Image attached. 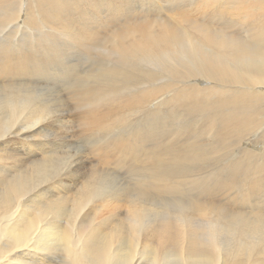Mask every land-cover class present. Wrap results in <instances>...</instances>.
<instances>
[{
  "label": "bare ground",
  "instance_id": "1",
  "mask_svg": "<svg viewBox=\"0 0 264 264\" xmlns=\"http://www.w3.org/2000/svg\"><path fill=\"white\" fill-rule=\"evenodd\" d=\"M155 3L162 6L157 11H164L163 18L156 16L159 12L131 17L138 8L128 0H0L5 8L0 27L19 19L36 28L44 43L0 44V264H56L53 255L62 264H264V207L259 203L245 204V210L224 208L211 196L218 186L210 192L213 186L207 185L205 192L188 190L194 194L186 205L172 200L175 206H169L172 213L165 220V205L158 206L147 190L183 191L191 183L190 164L210 156L230 161L228 170L242 176L247 194L264 189V0ZM86 4L101 13H95L99 24L88 21ZM101 4L111 13L102 15ZM121 12L131 13L123 17L130 21L115 27L108 16ZM206 14L226 20L223 27L199 19ZM232 25L244 35L230 30ZM48 31L69 39V48L101 39L117 64L102 69L103 76L94 69L79 78L74 65H64L63 49ZM148 67L161 70L165 80ZM59 78L65 83L55 91ZM84 78L104 82L92 87ZM42 79L52 85L43 88L44 94L35 86ZM203 83L209 85L202 88ZM59 93L80 111L64 116L68 104L53 99ZM174 118L189 126L196 118L202 126L171 127ZM74 123L81 137L92 131L111 137L104 143L98 137L87 140L84 155L64 152L72 144L62 145ZM52 128L60 143L51 137L46 142ZM181 129L195 133L186 134L179 146L162 142ZM208 135L213 142L205 143ZM13 146L27 148L29 165L16 162ZM116 169L130 173L133 183L134 176L143 181L149 199L141 191L131 201L117 198L112 190ZM80 170L85 176L74 193L57 189ZM218 184L238 185L234 177ZM89 206L91 212L82 213ZM119 207L126 208V227L99 221L102 210Z\"/></svg>",
  "mask_w": 264,
  "mask_h": 264
},
{
  "label": "rangeland",
  "instance_id": "2",
  "mask_svg": "<svg viewBox=\"0 0 264 264\" xmlns=\"http://www.w3.org/2000/svg\"><path fill=\"white\" fill-rule=\"evenodd\" d=\"M84 1H91V0H84ZM128 1L131 2L132 4L136 5L137 8H138V9L135 10L134 15L131 16L133 18L134 17L135 18H139V17H142L144 15H148L150 17H155V15L160 10H161V12L163 10L162 9V6H160L159 4L155 3L156 0H152V4H147V5H144V3L140 2L139 0H128ZM163 1H165V0H163ZM12 3L14 5L13 7H16V3L15 2H12ZM89 5L90 4L84 5V10L86 11L87 19H88V21H92V22L93 21H96L98 23V20H97L98 17L95 16V13H98L100 15H101V13L98 12L94 7H92V9L89 10ZM139 8H141V9H139ZM155 9H156V11L158 9H160V10L156 12ZM110 10L111 9H109L106 5L101 4V12H102V15H105L106 14V11H108L109 13H111ZM123 10H124V7L120 11H123ZM4 11H5V8H0V18L1 19L3 18V15L2 14L4 13ZM121 13H122L121 16H117V13L115 15L108 16V17H112L113 25L115 27H120L122 25V23L125 24L127 21H130V17L128 19H126V20H124V18H126L125 17L126 15H128V16H129V14L131 15V13H129V14L128 13L126 14V13H123V12H121ZM159 13L156 16H159V17L161 16L163 18L164 17L163 16L164 11H163V13H160V14ZM105 16H107V15H105ZM207 16L206 17L205 16H200L199 19H206V20L210 21L213 24L214 27H217L219 25L221 27H223V24L222 23H225V21H226V20L221 19V18L212 17V16H208L207 17ZM76 18L79 19L77 15H76ZM221 21H223V22H221ZM80 24H83V23H80ZM101 24L103 25L104 24V21H102ZM217 24H219V25H217ZM89 25H90L89 23H86L85 24V26H89ZM235 27H236V31L233 29V25L231 26L232 29H230V30H233V31H235L237 33H240L239 35H242L243 36L244 34L241 32L240 27L238 26V28H237V26H234V28ZM9 29H11V30H9ZM48 32H49V34H53L51 31H48ZM6 36H7V38H6ZM53 36H54V39L57 42L56 44H59L61 46V48L63 49V51H61L59 53H62V55H63L62 60L64 61V65H74L75 68H76V70H77V73H79L78 74L79 75V78H82L84 75H86V72L87 71L90 72V71L93 70V72H94V69L96 70L95 72H97V69H99V71H98L99 74L96 73V75L103 76L102 75L103 72L101 70L107 68L108 66H112V65H114L116 63V60H114L115 57H113L112 54H108L106 52V48L102 44L101 39L98 40V42H99L98 44H93V45L92 44H89L88 47H86V48H83L82 47V49H80L78 47H75V48L71 47V48H69L67 46V44H70V40L67 39V38H65V37H63V36H59V35H56V34H53ZM0 44H5L8 47V46H12V45L13 46H16L18 44H21V45L23 44L24 46H35V44H44V43L40 41V38L38 36V31H37L36 28H33V26H31V25H27L26 26L19 19H14V20L6 21L5 24L2 27H0ZM184 44H186V43H184ZM101 45L103 46V48L105 49V51L102 48H100V47H102ZM91 46H92V48H91ZM79 49L82 50V51H84V52L80 51ZM85 51H87L86 54H84ZM101 53H102V55H101ZM93 54L95 56H93ZM96 55H97V57H96ZM93 63H94V66H93ZM88 64H89V66H87ZM96 64H98V65H96ZM146 70L153 71L154 73H156V75H157L158 78H160L161 80H165L164 79L165 74L161 70L153 69V68H150V67L146 68ZM81 72H83V73L81 74ZM40 79L41 78H38L37 80H40ZM60 79L61 78L58 79V83L55 85V88H54L55 91H60L61 88H62V86L65 83V80L62 81ZM84 79H85L84 80V83L85 84H88L89 86H92V87H96V86H98V84L101 85L104 82L102 79H100L99 81H96V82L93 79L91 80V78H84ZM200 85H201L202 88H205L206 85H209V84L203 83V84H200ZM35 86L37 87L36 89H38L37 93L39 92V93H43V94L46 92L43 88H45V89H51L52 88V85L50 83L45 82L44 79H42L38 84H35ZM63 92H65V90L64 91H61L60 93H63ZM60 93H59V95L53 96L54 97L53 99L56 102H59V105H60V100L62 99ZM61 101L65 105L68 104L67 105L68 107H64V109L62 110V113L64 114V116H66V115L69 116L70 113H72L74 115L77 112V109H78V112L81 109L80 107H77L75 105L73 106L70 103L72 101H69L67 99H65V101H64V99H62ZM132 117H133L132 118V121H133L132 123L134 124V122L136 123V119H135V116H132ZM200 119H202V118H200ZM173 120L174 121L171 122V127H172V124H174V123H175L174 127L176 125H182L183 124V126L190 127L192 129H198V127H201L202 126V120H197L196 118L192 120V124L193 125H191V126H189L188 123L187 124L184 123V121L181 118H178L177 120L174 118ZM74 124H75V126L72 127L73 128V131H72L73 137L69 138V136H72V133H68L69 136H65V138H64L67 141L63 140V144H62L63 146L67 145V143L69 142L68 140H70V143H72L74 147H72L71 146L72 144H71L70 146H67L65 148V151L64 152L67 151V152H69L72 155H73V153H75L76 151H79V150L80 151H83V155L86 154L85 151L87 149H89L88 141H91L92 142L94 140V138L96 140V138L98 137V141H101V143H104V142L108 141L107 139L109 137H111V133H109L108 135L103 136L102 133L96 132V131L83 132V137H81L80 136V133L78 132V129H77L78 123H74ZM48 128H49V126H48ZM128 128H129V126H128ZM52 129L53 130H52V133L50 135H49V132L46 134L49 137V138L47 137L46 142L49 141L50 137L51 138H54L56 142H59L56 139L57 136L55 134V128H52ZM90 133H93V134L91 135ZM194 133L195 132L188 133V132H185L184 129H181V132L178 133V134L169 133V134L173 135L175 138H173V136H171V135L168 136V134H167V137L166 136H163L162 139L164 141H162V142H164V144H169V145L171 144V145H174V146H179V145H182L186 141V140H184L185 137L187 136L186 134H189L190 135V134H194ZM78 135H79V138H77ZM176 136L179 138V140H178V138ZM200 137H202V135H200L198 137V139ZM207 137H208V139L205 141V143H211V142L214 141L213 138H210L209 135ZM104 139H105V141H103ZM177 140L179 141V143H178ZM168 141H170V142H168ZM174 141H177V142L176 143H173ZM158 142H160V141H158ZM162 142L160 143V145L163 144ZM12 148H13V152H14L12 154H13L14 159L16 160V162L17 163H22V164H26L27 163V165H29V162H28V160H29L28 158L29 157L28 156H30L31 153L30 152H27V148L26 147H22V146H13ZM85 148H87V149L84 151ZM19 149L20 150H23L24 153H25V155H23L20 152ZM222 154H224V153H222ZM25 157H26V160L25 161H22V162L18 161V159L25 158ZM208 160L209 161H207V162H197V163L190 164L192 166V170H190L187 173L192 178L191 179V183H190V185L185 186L184 190L181 191L182 193L181 192H178V193L177 192H175V193L158 192V194H159L158 195L156 190L155 191H154V189L152 190L155 193L154 192H151V189H149V188L147 189V186H144L143 181H139V180L137 181V179L135 178V176L134 177L132 176L134 178L132 180H134V181L136 180L135 182H137L141 186V188H138V185H136L137 183L136 184H135V182L133 183V181H131V178L128 177V175L130 173L129 174L128 173H124V170H122V169H116L118 172L117 171L115 172V177H114V180H113V183L114 184H112V190H113V193H115V192L117 193V195H118L117 198L119 197L120 199L129 200V201H131L138 194V192H140V191L142 193L141 195H142L143 199H146L147 197H148L147 199H149V197H150L149 194L152 193L151 194L152 197L150 199H153V201H155L157 203V205L159 204L158 206L164 207V205H165V208H164V210H165V216L163 218L165 220H167V217H169L168 214L169 213H172L171 211H169V206L170 207L175 206L174 203H173L174 200H176V199L178 200V201L176 200L177 204L178 203H181L183 205H186L189 202L190 196H192L194 194V192L192 194L188 190L193 189V190H195L197 192H205V187L207 185L213 186L212 189L210 188L211 189L210 192L211 191H214L217 186L219 187V188L217 187V190L218 191L215 190V192L211 194V196L213 198L211 196L209 198H212L213 200H215V198L218 197V199L216 200V202L219 201V204H223L224 208L225 207H228V208L231 207L232 209L239 210L240 208L242 209L243 207H245V208H243L245 210V209H247L246 207H248L249 204H253V203H256V204L259 203L258 205H262L264 207V189H261V192L258 193V194H256V195L247 194L246 193V189L244 187H242V185L240 184V182L242 181V176L233 175L232 172H230L228 170L227 165H228V163L230 161L227 162V163H225L223 161V160H225V157H223L222 158V161H221V159L214 160L211 156L209 157ZM210 160H211V162H210ZM182 164H184V162H180V165H182ZM94 165H96L98 167V169L99 168H103L104 170H106L107 173H110L112 171L111 168L109 166L105 165V164L102 165V164L94 163ZM78 175L79 176L76 179L72 180L70 178L67 181H65L66 184H63L61 186H57V189H60L61 192H64L65 191L64 193H67V195H71L72 193L75 192V189L78 186V184L84 179L85 173H83L80 170V172L78 173ZM230 177H234V179L238 183L237 186H232V187H227V188L226 187L224 188V187L219 186L218 182L227 180ZM199 181H203V182L202 183H199ZM127 182H128V184H127ZM123 185L125 187H122ZM131 185H134V186L132 187ZM213 188H215V189H213ZM55 189H56V187H55ZM141 189H143V190H141ZM146 189L149 191V194H148L149 196L147 195V192L148 191ZM133 190H134V192H133ZM145 190H146V193H145ZM45 192L46 193H53V191L52 192H49V190L48 191H45ZM143 193L146 194V197H145V194H143ZM176 194H177V197L174 196ZM178 194H180V195H178ZM185 194L188 197H186ZM213 194H215V196ZM216 194H217V196H216ZM155 197L158 199V202L156 201L157 199ZM139 202H141V200H139ZM169 204H172V205H169ZM232 204L233 205H237V206H231ZM243 204L244 205L247 204L248 206L247 205L243 206ZM237 208H239V209H237ZM90 209H92L91 206L86 207L83 210L82 213H85V212H89L90 213L91 212ZM122 209H123V211H122ZM125 209H126L125 207H119V208H117V210L115 209V211H112V212H109L108 210H105L104 209L101 212V214H103V216L101 215V217H100V215H99V221H103L104 220V222L108 223V225H110V226L115 225L117 227H119V226L121 227V224L122 225L125 224V226H122V227H126L128 223L126 222L125 219H124L125 220V223H124V220H123V218L125 216V212H126ZM110 214L115 219L110 218L111 217ZM119 215H120V217H119ZM116 216H118V218ZM120 218H122V219H120ZM60 221L63 222L64 219H61ZM119 221H120V223H119ZM115 222L117 223V225H116ZM51 259H52V261L55 260L53 262L56 263V264H59V263L62 264V262H58L59 261V255H57V256L55 255V257L53 255V257Z\"/></svg>",
  "mask_w": 264,
  "mask_h": 264
}]
</instances>
